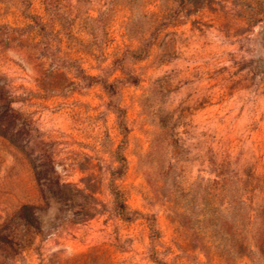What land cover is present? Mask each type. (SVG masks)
I'll return each mask as SVG.
<instances>
[{"label": "rangeland", "instance_id": "374dc122", "mask_svg": "<svg viewBox=\"0 0 264 264\" xmlns=\"http://www.w3.org/2000/svg\"><path fill=\"white\" fill-rule=\"evenodd\" d=\"M0 125V264H264V0H0Z\"/></svg>", "mask_w": 264, "mask_h": 264}, {"label": "trees", "instance_id": "16d2710c", "mask_svg": "<svg viewBox=\"0 0 264 264\" xmlns=\"http://www.w3.org/2000/svg\"><path fill=\"white\" fill-rule=\"evenodd\" d=\"M6 111L7 113H11L12 114V111L9 107V105L6 106ZM0 128H3L0 133L4 134V135H7L8 134V127H5L4 125H0Z\"/></svg>", "mask_w": 264, "mask_h": 264}]
</instances>
